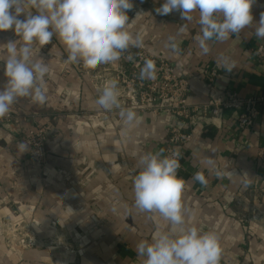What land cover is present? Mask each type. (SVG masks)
I'll list each match as a JSON object with an SVG mask.
<instances>
[{
  "label": "crops",
  "instance_id": "obj_1",
  "mask_svg": "<svg viewBox=\"0 0 264 264\" xmlns=\"http://www.w3.org/2000/svg\"><path fill=\"white\" fill-rule=\"evenodd\" d=\"M135 1L140 8L127 12L134 16L127 30L140 34L143 45L156 49L160 58L190 78L192 103L219 99L229 89L244 97L264 94V60L255 57L256 47L264 44V39L255 35L264 0H255L252 5L253 26L231 34L228 40L210 41L207 54L197 43L201 28L198 11L191 13L192 21H184L179 11L157 14L165 0ZM183 25L186 28L180 32ZM169 37H175L179 51L166 46ZM221 55L230 57L236 67L231 71L219 68L217 58ZM6 58L7 53H0V62ZM203 67L218 70L215 83L202 75ZM7 79L0 68V90ZM43 86L47 96L44 104L20 98L9 113L22 108L35 111L57 131L48 167H33L29 153H21L19 142L0 125V207L13 203L28 221L57 222L59 228L48 231L35 225L20 231L16 238L27 237L31 243L16 245L18 248L3 254L0 248V264H144L136 245L170 231L172 226L159 213L138 212L134 206L135 176L129 174L127 164L131 161L140 168V158L161 150L167 128L175 124L182 129L188 126L185 130L193 134L183 148L182 167L178 169L185 181L182 200L186 226L219 234L221 264H264V169L258 158V147L264 145V112L253 126L236 130L237 111H226L220 117L200 114L191 123L171 113L156 118L136 112L138 121L128 128L118 120L109 125L107 119L82 114L86 101L81 88L74 87V96L66 103L65 98L50 95L49 83ZM25 125L20 122L16 128L25 129ZM105 126L120 130V140H113L116 154L108 140L98 149L95 132ZM207 157L215 159V168L235 176L217 178L206 164ZM115 158L121 163L113 169ZM198 172L205 176L206 185L193 179ZM242 181L248 182L247 189ZM129 206L135 212L127 211ZM102 209L106 211L103 215L99 213ZM50 238L58 243L49 242Z\"/></svg>",
  "mask_w": 264,
  "mask_h": 264
},
{
  "label": "clouds",
  "instance_id": "obj_2",
  "mask_svg": "<svg viewBox=\"0 0 264 264\" xmlns=\"http://www.w3.org/2000/svg\"><path fill=\"white\" fill-rule=\"evenodd\" d=\"M255 0H165L156 9L157 14L167 15L179 11L184 21H192L191 13L199 12L200 35L197 43L203 54L210 51V41L228 40L231 34L253 26L251 8ZM133 0H0V31L13 29L23 41H9L5 59V87L0 90V119L4 118L20 98H30L35 104H44L47 96L43 80L49 72L43 59H32L33 44L44 46L57 37L68 53L66 64H81L85 69H95L99 64L120 60L122 53L131 47L143 46L140 34L127 30V12L133 8ZM31 10H35V14ZM27 12L25 18L20 15ZM137 16H140L138 13ZM186 25L180 28L183 32ZM255 35L264 39V13L255 26ZM172 51H179L175 37H169ZM128 59H132L129 55ZM219 68L231 71L235 65L230 57L217 58ZM156 65L145 59L139 79H155ZM118 81L106 82L95 100L106 111L119 109L124 125L133 127L137 113L120 103ZM21 153L28 150L26 142H19ZM181 154H166L161 149L146 153L139 160V171L133 180L134 206L139 213H159L170 223L171 230L157 233L151 241L136 245L138 257L144 264H221L222 248L219 234L202 232L195 225L186 226V209L182 196L185 181L178 175ZM206 164L214 169L217 178L235 176L215 168V159L206 158ZM206 185L203 173L193 177ZM247 189L249 184L242 181ZM113 211H116L114 208Z\"/></svg>",
  "mask_w": 264,
  "mask_h": 264
},
{
  "label": "rangeland",
  "instance_id": "obj_3",
  "mask_svg": "<svg viewBox=\"0 0 264 264\" xmlns=\"http://www.w3.org/2000/svg\"><path fill=\"white\" fill-rule=\"evenodd\" d=\"M133 8L138 9L140 6L133 0ZM131 9V10H132ZM129 10V11H131ZM33 14H35V10H31ZM27 12L20 15V19H24ZM142 16V14H141ZM141 16H138L140 18ZM129 22L134 17L133 15H128ZM135 33V32H134ZM9 41H16L17 46H20L23 41L20 39L19 36L16 35L13 29H9L6 31H0V47L5 53H7V43ZM151 43V41H150ZM62 48L64 49L63 44L59 41V39L53 36L52 42L46 44L44 46H39L38 44H33V55L32 59H43V63L47 64L49 67V72L45 75L44 80L42 83H49L51 86V96L55 97L59 96L61 99L64 100L66 103L74 96L72 93L73 88H81L84 90L83 95L85 98L86 103L85 107L81 109V113L84 115H90L97 117L99 120H108L109 125L112 123L115 124V120L118 122H122L121 117L119 116V109L114 108L111 111H106L101 109L98 105H96L95 100L97 99L98 95L103 89V86L106 82L111 80L118 81V87L120 91V103L125 108H132L135 112H138L143 115H153L156 118H160L164 113H174L170 110L167 103L160 102V109L156 111L158 106L151 104L149 105L147 102L142 103L139 99L136 100L134 98V91H132V86L130 84V80L128 79V74L131 71L128 64L121 60H118L114 63L109 64H99L95 69H85L81 64H66L65 61L67 59L68 53L64 51L62 53ZM65 50V49H64ZM133 51H143L148 55L159 56L156 49L143 45L140 48L131 47L129 49ZM128 53V52H126ZM64 54V57L61 56ZM125 53H122L121 57H123ZM5 63L6 61L0 62V68L5 70ZM125 72V73H123ZM55 76H58V80L55 82ZM60 85H63L64 88H60ZM44 87V86H43ZM62 89V90H59ZM64 96V97H63ZM77 95H75L76 97ZM72 103V102H70ZM26 106V105H25ZM27 107V106H26ZM157 107V108H155ZM29 108V107H27ZM20 122L26 124V128H16L19 126ZM111 122V123H110ZM117 122V124H118ZM15 128V133L14 128ZM111 124V125H112ZM0 125L5 127L6 131L10 132L12 137H14V142H26L28 145L27 152L29 153V161L33 165V167L45 170L49 164V156L50 152H52V145L54 142V138L58 136L57 131L52 128L48 123L42 121V116L40 113H36L35 111L31 112L22 108L17 113H8L4 118L0 119ZM40 133L42 132V136L44 139L45 144V157L46 161L41 164H37L32 157V146L30 145L33 142V138L31 136V131L36 130ZM171 127L167 128V138H165V143L162 145L161 149H165L169 138V131ZM96 142L98 143V149L104 145L105 141H110L109 145H112L114 148L113 151L115 152V143L113 140H118L120 138V130H117L115 126L107 127L105 126L104 129H98L95 132ZM39 136H36V141H39ZM120 140V139H119ZM30 143V144H29ZM121 163V159L115 158L112 160L113 169L119 168ZM130 161L127 164V168L129 170V174L135 176L138 174L139 168L134 167ZM57 164V163H56ZM59 164V163H58ZM121 207H117L120 209ZM127 211L131 210L132 207L129 206ZM135 212V210H133ZM101 215L105 214L106 211L102 209L99 212ZM128 213V214H130ZM31 220L28 221L26 218L23 217L21 210L18 206L11 203L6 207H0V248L2 249L1 254L7 253L8 250L13 248H18L17 246H21L23 244H30L31 240L27 237L25 239L16 238V234L24 229L31 228L33 226L42 227V230H56L59 228V224L57 222H49L47 224L43 223L40 220L35 221ZM96 228L99 230L98 232H102V229L98 226ZM41 229V228H40ZM95 230V229H92ZM49 242H54L55 244L58 243L57 239L48 240ZM61 243V241H59ZM72 243V242H69ZM62 244V243H61ZM17 245V246H16ZM76 245V244H75Z\"/></svg>",
  "mask_w": 264,
  "mask_h": 264
},
{
  "label": "built area",
  "instance_id": "obj_4",
  "mask_svg": "<svg viewBox=\"0 0 264 264\" xmlns=\"http://www.w3.org/2000/svg\"><path fill=\"white\" fill-rule=\"evenodd\" d=\"M129 55L132 56L131 60L128 59ZM255 57L259 61L264 60V44L256 47ZM145 59L154 61L156 65L155 79H139L140 69ZM121 60L125 61L129 68H131L128 79L130 80L136 100L139 99L142 103L147 102L149 105L154 104L158 106V108L155 107L157 108L156 111L160 109V102L167 103L175 116L186 120L188 123H191L194 117L200 114H212L213 116L220 117L224 112L231 110L238 112L235 130L243 129L253 126L264 112V94L244 97L238 95L236 91L229 89L219 99H211L204 104H194L190 99V93L192 92L191 80L182 75L176 66L159 56L148 55L143 51L130 50L121 57ZM201 72L210 83H215L219 74L218 70L212 67H203ZM170 127L169 138L164 150L166 154H171L172 151H177L181 154V168L183 148L191 142L193 134L185 130L188 126L185 129L180 128L176 124ZM31 136L33 142L29 144L33 149V160L37 164L44 163L46 161L45 138L42 136V132L39 133L37 129L31 131ZM36 136H39V141H36ZM258 158L262 169H264V145L258 147ZM262 191L264 193V188Z\"/></svg>",
  "mask_w": 264,
  "mask_h": 264
}]
</instances>
